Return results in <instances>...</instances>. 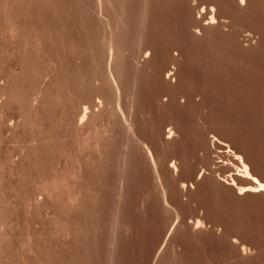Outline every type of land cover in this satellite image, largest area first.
I'll return each instance as SVG.
<instances>
[{
    "label": "rangeland",
    "instance_id": "rangeland-1",
    "mask_svg": "<svg viewBox=\"0 0 264 264\" xmlns=\"http://www.w3.org/2000/svg\"><path fill=\"white\" fill-rule=\"evenodd\" d=\"M3 1L0 264H264V192L240 194L250 184L241 163L264 183V0H149L140 46L142 3L126 1L132 10L118 34L125 66L119 95L107 97L120 96L126 119L134 113L127 157L128 135L112 111L85 130L73 126L99 95L93 80L108 63L92 0H6L25 29L9 34ZM213 5L218 24L204 27ZM94 100L91 110L102 99ZM136 141L151 150L157 175Z\"/></svg>",
    "mask_w": 264,
    "mask_h": 264
},
{
    "label": "bare ground",
    "instance_id": "bare-ground-1",
    "mask_svg": "<svg viewBox=\"0 0 264 264\" xmlns=\"http://www.w3.org/2000/svg\"><path fill=\"white\" fill-rule=\"evenodd\" d=\"M6 1V0H5ZM3 1V3L1 4V5H3V8H1L2 9V12H3V19H2V22H4V27L7 29V33L9 34L10 32H8V30L9 31H11V33H14V32H12V30H14V29H16L17 30V27L19 26V25H21V28L23 27L22 25L23 24H19V20L21 19V16L20 15H17V13L15 12L16 10H14V6H12V5H10V3L8 2V1ZM16 1V0H15ZM20 1H22V0H20ZM46 0H43V2H45ZM50 2L51 1H53V0H49ZM68 1V0H67ZM79 1V0H78ZM90 2H91V0H89ZM126 1H128V0H92V2H93V4H92V2L90 3V6H93V8H91V10L93 9V10H95V11H93L94 13H98L97 15H99L98 17H99V21H100V25H102L101 26V28H102V30H103V35H105V36H103V37H105V38H103V40H104V44H102L104 47V55L102 56V57H104L105 56V58H103V59H105V61H106V58H108V63H107V66L106 67H104V69H105V71H104V69H102L103 71H104V73H103V71H101V73L103 74V76L101 77V75H100V79L98 78V79H96L97 77H95V79L93 80V82L94 83H96L95 85H93V87L95 86V87H97V88H95L94 87V90L96 89L97 91H98V89H99V95H97L96 97L94 96L93 98H95V100L97 99L98 100V98L99 99H102L100 102H99V100L96 102V103H98L97 105H100V106H98V108L99 109H94V108H92V110L94 109V111H92L91 109H90V104L93 102V98H92V102L91 103H87V105L86 106H89V107H83L82 108V106H84L83 104H82V106L79 108L80 109V111H81V113H80V115H77L78 117L76 118V120H74V119H71V120H74L73 122H74V124H73V126L74 125H76V127L78 126L79 128H80V131H82L81 129H83V130H85L84 128H86V127H89V125H96L97 123L99 124V122H97V121H101L102 119L103 120H105L103 117H104V115H105V113H108V112H110L111 113V111H112V113L115 115L114 116V119H115V117H117L118 118V121H119V126L122 128L121 130H123L124 131V133L126 132L127 134L126 135H128L127 136V139H126V137H125V139H126V141H124L123 143V148L121 149L123 152V154H124V156H126L127 155V150L129 149V147H130V144H131V141H132V139L134 138V137H136L135 136V131H134V127H132V123H131V119H130V117H131V114L133 113H130V115H129V118L128 119H126L127 117H125L122 113H121V110H120V103H119V98H120V96H119V98L118 99H115V100H111L109 97H107V92H109L110 94H112L113 96H116L117 94L119 95V80H116V76L118 75V71H120V69L122 68V64H123V62L125 61V52H126V49H125V45L123 46V44H121L120 43V39H119V36L120 35H118L119 34V27H120V25H121V22L123 21V18H124V16H126L127 14H128V10H127V8L128 9H131L130 7H127L128 5L126 4L127 2ZM148 1L149 0H141L140 2H137L138 3V5L139 4H141L142 3V5H139V6H142V7H139V8H142L143 10H144V8L146 7V6H149V4H148ZM17 2V1H16ZM29 2H30V0H29ZM41 2V1H40ZM48 2V1H47ZM46 2V3H47ZM57 2V1H56ZM80 2V1H79ZM83 2V1H82ZM131 2V1H130ZM246 0H244V3H241L240 2V0H238V3H239V5L241 6V7H244L245 5H246ZM18 3V2H17ZM21 3V2H20ZM38 3V2H37ZM49 3V2H48ZM61 3H62V1H61ZM132 3V2H131ZM12 4V3H11ZM14 4V3H13ZM24 4V3H23ZM39 4V3H38ZM41 4V3H40ZM43 4V3H42ZM57 4V3H56ZM67 4V3H66ZM80 4V3H79ZM82 4V3H81ZM80 4V5H81ZM88 4V3H87ZM92 4V5H91ZM128 4H130V3H128ZM148 4V5H147ZM151 4V3H150ZM24 5H26V4H24ZM29 5V4H28ZM35 5V4H34ZM60 5V4H59ZM33 6V5H32ZM40 6V5H39ZM48 6H50V5H48ZM57 6V5H56ZM84 6V5H83ZM89 6V5H88ZM130 6H131V4H130ZM145 6V7H144ZM215 5H213V7H211L209 10H211V12L213 13V15H212V17H210V21L208 22V20H207V23H204V27H209V26H215V25H217L218 24V18H217V16L216 15H214V13H215V7H214ZM2 7V6H1ZM18 7V6H17ZM19 7H21V5L19 6ZM24 7V6H23ZM38 7V6H37ZM55 7V6H54ZM60 7V6H59ZM66 7V6H65ZM109 7L111 8V10L109 9ZM127 7V8H126ZM209 7V6H208ZM29 8V7H28ZM39 8V7H38ZM57 8V7H56ZM86 8V7H85ZM89 8V7H88ZM87 8V9H88ZM148 8V7H147ZM22 9V8H21ZM20 9V10H21ZM50 8H48V12L50 11V12H52L51 10H49ZM82 9V8H81ZM84 9V8H83ZM108 9H109V11L110 12H108ZM141 9V10H142ZM24 10V9H23ZM34 10V9H33ZM37 10V9H36ZM40 10V9H39ZM132 10V9H131ZM46 11V13H47V10H45ZM45 11H44V13H45ZM59 11V10H58ZM63 11V10H62ZM61 11V12H62ZM146 11H148V9H146ZM145 10L143 11V13L140 15V16H142V17H138L139 19H141V21H140V23H138L137 21V23L139 24V29H140V32L138 33L139 35H137L135 38H137L138 39V41L137 42H139L138 44H139V46H140V44H141V40H142V38H144L143 36H145L144 34L145 33H143V30H144V28H145V23H146V20H147V16H146V14H148L149 13V11L147 12V13H145L146 12ZM207 11V10H206ZM18 12V11H17ZM49 12V13H50ZM130 12V11H129ZM138 12V11H137ZM142 12V11H141ZM24 13V12H23ZM22 13V15H24ZM57 13V12H56ZM60 13V12H59ZM58 13V14H59ZM113 13V15H115L116 17H112V15H110V14H112ZM127 13V14H126ZM204 13H206L205 12V10L203 9V11L201 12V14H204ZM19 14V13H18ZM40 14H42L41 12H40ZM26 15H27V13H26ZM34 15V14H33ZM37 15H38V13H37ZM96 15V14H95ZM35 16V15H34ZM43 16V15H42ZM50 16V15H49ZM45 17V16H44ZM97 17V18H98ZM202 17V16H201ZM54 18V17H53ZM56 18V17H55ZM116 18V19H115ZM204 19V18H203ZM206 19V18H205ZM208 19V18H207ZM4 20V21H3ZM201 20V19H200ZM200 20H199V22H200ZM24 21V20H23ZM23 21H21L20 20V22H23ZM29 21V20H28ZM51 21V20H50ZM120 22V24H119V22ZM206 20H204V22H205ZM37 22H39V21H37ZM45 22H47L46 20H45ZM52 22H54V21H52ZM27 23H29V22H27ZM65 23V22H64ZM62 24V23H61ZM25 25V24H24ZM201 25H203V24H201ZM28 26V25H27ZM32 26V25H31ZM36 26V25H35ZM55 26V25H54ZM43 27H45V25L43 26ZM47 27H49V26H47ZM4 28V29H5ZM20 28V27H19ZM18 28V30H20L21 31V29H19ZM51 28V27H50ZM127 28H128V25H127ZM198 28H200V27H198ZM23 29V28H22ZM47 29V28H46ZM54 28H52L51 30H53ZM56 29V28H55ZM58 29V28H57ZM17 30V31H18ZM23 30H25V29H23ZM41 30V29H40ZM49 30V29H48ZM50 30V31H51ZM17 31H16V34L18 35V33H17ZM29 30H27V32H28ZM31 31V30H30ZM50 31H47V32H49L50 33ZM54 31V30H53ZM59 31V30H58ZM145 31V30H144ZM202 31V30H201ZM6 32V31H5ZM24 32V31H23ZM31 32H33V31H31ZM22 33V32H21ZM39 33V32H38ZM43 33H44V31H43ZM30 34V33H29ZM32 34V33H31ZM39 34H41V31H40V33ZM54 34H56L55 32H54ZM26 35V34H25ZM38 35V34H37ZM52 35V34H51ZM57 35V34H56ZM22 36V35H21ZM40 36V35H39ZM41 36H42V34H41ZM55 36V35H54ZM18 37V36H17ZM28 37H30V36H28ZM33 37V36H32ZM43 38H44V36H43ZM56 38V37H55ZM57 38H58V35H57ZM59 38H61V37H59ZM32 39V38H31ZM30 38H29V40H31ZM42 39V38H41ZM28 40V41H29ZM43 40V39H42ZM46 40V39H45ZM48 40V39H47ZM50 40H52L51 38H50ZM60 40V39H59ZM25 41V40H24ZM27 41V40H26ZM54 41V40H53ZM22 42V41H21ZM47 42V41H46ZM50 42V41H49ZM52 42V41H51ZM123 42V41H122ZM143 42V41H142ZM25 43V42H24ZM28 43V42H27ZM40 43V42H39ZM53 43V42H52ZM52 43H49V44H51L52 45ZM46 43L44 42V45H45ZM57 44V43H56ZM26 45H28V44H26ZM30 45H31V43H30ZM33 46H34V44H32ZM37 45H39V44H37ZM47 46V45H46ZM56 46V45H55ZM54 46V47H55ZM35 47V46H34ZM44 47V46H43ZM49 47V46H48ZM53 47V48H54ZM23 48H24V46H23ZM22 48V49H23ZM30 48V47H29ZM32 49V48H31ZM38 49H40V48H38ZM44 49V48H43ZM47 49V48H46ZM50 49V48H49ZM78 50H79V48H77ZM20 50V49H19ZM76 50V49H75ZM23 51V50H22ZM54 51H56V50H54ZM57 51H59V50H57ZM24 52V51H23ZM32 52V51H31ZM44 52V51H43ZM42 51H41V53H43ZM46 52V51H45ZM49 54H50V52L49 51H47ZM46 52V53H47ZM62 52H64V51H62ZM45 53V54H46ZM58 53V52H57ZM59 53H60V51H59ZM58 53V54H59ZM80 53V52H79ZM141 53V52H140ZM44 54V53H43ZM62 54V53H61ZM60 54V55H61ZM77 54V53H76ZM40 55V54H39ZM48 55V54H47ZM52 55V54H51ZM56 55V54H55ZM59 55V56H60ZM79 55V54H78ZM26 56V55H25ZM24 56V57H25ZM38 56V55H37ZM42 56H44V55H42ZM27 57V56H26ZM40 57V56H39ZM45 57V56H44ZM56 57H57V55H56ZM55 57V58H56ZM137 57V56H136ZM34 58V57H33ZM32 58V59H33ZM35 58H37V57H35ZM43 58V57H42ZM50 58H51V56H50ZM49 58V60L48 61H50L51 59ZM57 59V58H56ZM61 59H62V57H61ZM36 60V59H35ZM57 60H59V59H57ZM25 61V60H24ZM23 61V62H24ZM28 61V60H27ZM31 61V60H30ZM34 61V60H33ZM43 62V61H42ZM51 62V65H52V62L53 61H50ZM50 62H49V64H50ZM61 62V61H60ZM39 63V62H38ZM45 63V62H44ZM46 64V63H45ZM53 64H55V63H53ZM23 65V64H22ZM25 65V64H24ZM30 65H31V63H30ZM39 65V64H38ZM59 65V64H58ZM105 65H106V63H105ZM104 65V66H105ZM32 66V65H31ZM33 66H35V63L33 62ZM48 66V65H47ZM52 66H54V65H52ZM119 66H121V68L119 67ZM125 66V64H123V67ZM27 67H29V66H27ZM55 67V66H54ZM33 68V67H32ZM31 68V69H32ZM36 68V67H35ZM57 68H61V67H57ZM137 68V67H136ZM29 69V68H28ZM38 69V68H37ZM53 69V68H52ZM124 69V68H123ZM122 69V72L124 71ZM24 70V69H23ZM35 70V69H34ZM33 70V71H34ZM50 70V69H49ZM27 71V70H26ZM36 71V70H35ZM52 71V70H51ZM62 71V70H61ZM25 72V71H24ZM57 72V71H56ZM65 72V71H64ZM121 72V71H120ZM119 72V74H121ZM15 73V72H14ZM61 73V72H60ZM132 73V72H131ZM24 74H26V72L24 73ZM43 74V73H42ZM56 74H58V72L56 73ZM55 74V75H56ZM35 75H36V72H35ZM38 75V74H37ZM36 75V76H37ZM41 75V74H40ZM49 75H50V73H49ZM61 75H62V73H61ZM65 75V74H64ZM63 75V76H64ZM67 75V74H66ZM65 75V76H66ZM170 75V74H169ZM47 76V75H46ZM46 76L44 75L43 76V78H45L44 80H47L48 81V78H46ZM52 77H53V75H51ZM69 76V75H68ZM134 76V75H133ZM132 76V77H133ZM19 77V76H18ZM47 77H49V76H47ZM78 77H79V75H78ZM118 77V76H117ZM122 77V76H121ZM120 76L118 77V78H121ZM128 77V76H127ZM168 77H170V76H168ZM167 77V78H168ZM171 77H172V75H171ZM50 78V77H49ZM61 78V77H60ZM60 78H55L54 77V79H57V80H59ZM94 78V77H93ZM135 78H136V76H135ZM135 78H133V80L134 81H130L132 84L130 85L131 87H129L131 90H130V94H129V96H130V99H131V101L132 102H130V103H132V105H131V108H133L134 107V93H135V91L134 90H136L135 89V87L137 86L135 83H137L135 80ZM34 79V78H33ZM71 79V78H70ZM138 79V78H137ZM53 80V79H52ZM77 80V79H76ZM51 81V80H50ZM60 81V80H59ZM99 81V82H98ZM57 82V81H56ZM64 82V81H63ZM74 82V81H73ZM77 82H78V80H77ZM76 82V83H77ZM129 82V83H130ZM46 83V82H45ZM71 84H72V82H71ZM66 84H64V86H65ZM69 85V84H68ZM67 85V86H68ZM74 85H75V83H74ZM121 85V84H120ZM7 86V85H6ZM46 86H48V85H46ZM58 86V85H57ZM127 86H129V85H127ZM49 87V86H48ZM63 87V86H62ZM12 88H13V86H12ZM32 88L33 87H31V90H32ZM41 88H44L43 86L41 87ZM59 88V87H58ZM66 88V87H65ZM68 88H69V86H68ZM67 88V89H68ZM71 88V87H70ZM69 88V89H70ZM76 88V87H75ZM75 88H72V90L74 91L75 90ZM37 89V88H36ZM46 88H44V89H41V90H43V91H38V90H36V91H38L35 95H33V96H35L32 100L33 101H31L32 103H34V105H37L36 103L38 102L39 103V101H40V103H39V105L41 104V101L43 100V99H41L40 100V98H42L41 96H42V92H45L44 90H45ZM51 89V88H50ZM40 90V89H39ZM53 90V89H52ZM51 90V91H52ZM62 90V89H61ZM71 90V89H70ZM70 90H68V92L70 91ZM72 90H71V92H72ZM77 90V89H76ZM95 90V91H96ZM7 91V90H6ZM13 91V90H12ZM35 91V90H34ZM48 91V90H47ZM51 91H49V93L51 92ZM54 91V90H53ZM137 91V90H136ZM5 92V91H4ZM10 92V91H9ZM14 92V91H13ZM55 92V91H54ZM78 92H79V90H78ZM16 93V92H15ZM32 93V92H31ZM48 93V92H47ZM52 93V92H51ZM75 93V92H74ZM74 93H72V94H74ZM95 93H98V92H95ZM7 94H10V93H7ZM13 94V93H12ZM12 94H11V96H12ZM17 94V93H16ZM45 94H46V92H45ZM53 94V93H52ZM62 94V93H61ZM64 94H65V92H64ZM68 94V93H67ZM69 94L71 95V93L69 92ZM94 95V94H93ZM15 96V95H14ZM28 96H30V95H28ZM32 96V97H33ZM47 95H44V98L46 97ZM48 96H53V95H49L48 94ZM47 96V97H48ZM61 96V95H60ZM69 96V95H68ZM73 96L74 95H71V97L73 98ZM46 97V98H47ZM56 97H58L57 95H56ZM89 97V96H88ZM118 97V96H117ZM9 98V97H8ZM18 98V97H17ZM65 98H67V97H65ZM64 98V99H65ZM77 98V97H76ZM111 100H109V99ZM115 98V97H114ZM113 98V99H114ZM27 99H29V97H27ZM49 99V98H48ZM47 99V100H48ZM59 99H60V97H59ZM58 98H57V100H59ZM68 99V98H67ZM12 100V99H11ZM18 100V99H17ZM54 100H55V98H54ZM55 101V102H58V101ZM72 100V99H71ZM74 100V99H73ZM94 100V101H95ZM127 100V99H126ZM9 101V100H8ZM16 101V100H15ZM20 101V100H19ZM45 101V100H44ZM43 101V102H44ZM48 101H50V100H48ZM48 101H47V103H48ZM53 101V100H52ZM80 101H81V99H80ZM121 101V100H120ZM136 101V100H135ZM65 102H66V100H65ZM83 102V101H82ZM128 102V101H127ZM45 103V102H44ZM52 103V102H51ZM59 103V102H58ZM61 103V102H60ZM68 103V102H67ZM71 103V102H70ZM70 103L68 104V105H70ZM72 103H73V101H72ZM75 103V102H74ZM122 103V102H121ZM43 104V103H42ZM6 105V104H5ZM38 105V106H39ZM46 105H48V104H46ZM57 105V104H56ZM64 105V104H63ZM80 105V104H79ZM78 105V102H77V106H79ZM93 105V104H92ZM38 106H37V108H38ZM42 106V105H41ZM59 106V105H58ZM67 105L65 104V107H66ZM36 107V106H35ZM45 107V106H44ZM49 107H52V106H49ZM61 107V106H60ZM97 107V106H96ZM123 107V106H122ZM121 107V108H122ZM42 108V107H41ZM55 108V107H54ZM130 108V109H131ZM39 109V108H38ZM37 109V110H38ZM45 109V108H44ZM75 109V110H74ZM77 109H78V107H77ZM79 109L78 110H76V108H73V110H74V112L75 111H79ZM134 109V108H133ZM36 110V111H37ZM51 110V109H50ZM59 110V109H58ZM57 110V111H58ZM70 110V109H69ZM69 110H67V111H69ZM40 111V110H39ZM54 111V110H53ZM61 111H63V110H61ZM71 111V110H70ZM79 111V112H80ZM129 111V110H128ZM30 112V111H29ZM28 112V113H29ZM44 112V111H43ZM74 112H72V113H74ZM36 113V112H35ZM48 113V112H47ZM71 113V112H70ZM61 114V113H60ZM59 114V115H60ZM75 114V113H74ZM77 114H79V113H77ZM134 114V113H133ZM26 115V114H25ZM41 115V114H40ZM40 115H39V117H40ZM47 115V114H46ZM45 115V116H46ZM65 115H67L66 113H65ZM65 115H63V116H65ZM68 115H70V114H68ZM55 116V115H54ZM58 116V115H57ZM60 116H62V114L60 115ZM106 116V115H105ZM109 116H111V114H109L108 113V115H107V118H109ZM113 116V115H112ZM133 116V115H132ZM26 117V116H25ZM34 117H36V116H34ZM65 117H67V116H65ZM69 117V116H68ZM41 118H43L42 116H41ZM72 118V117H71ZM106 118V119H107ZM112 119H113V117H111ZM26 119V118H25ZM38 119V118H37ZM56 119V118H55ZM66 119V118H65ZM69 119V118H68ZM113 119V120H114ZM120 119V120H119ZM64 120V119H63ZM62 120V121H63ZM102 120V121H103ZM20 121V120H19ZM25 121V120H24ZM23 121V122H24ZM32 121V120H31ZM36 121H38V120H36ZM45 121V120H44ZM102 121L100 122V123H102ZM108 121L109 122H111V120H107V123H108ZM33 122V121H32ZM41 122V121H40ZM60 122H61V120H60ZM64 122V121H63ZM66 122V121H65ZM68 122V121H67ZM71 121H69V123H70ZM96 122V124H94ZM106 123V122H105ZM105 124V126H107L108 124ZM114 123H116V122H114ZM26 124V123H25ZM24 124V125H25ZM35 124V123H34ZM43 124V123H42ZM53 124V123H52ZM55 124V123H54ZM113 124V122L110 124L109 123V125H110V127H111V125ZM28 125H30V124H28ZM37 125V124H36ZM63 125V124H62ZM69 125V124H68ZM104 125V124H103ZM109 125H108V129H109ZM17 126V125H16ZM22 126V125H21ZM31 126V125H30ZM118 126V125H117ZM77 127V128H78ZM114 127V126H113ZM119 127V128H120ZM18 128V127H17ZM65 128H67V127H65ZM78 128V129H79ZM91 128V127H90ZM102 128H104L103 126H102ZM106 128V127H105ZM76 129V128H75ZM74 129V130H75ZM107 129V130H108ZM170 129V128H169ZM104 130V129H103ZM106 129H105V131H107ZM89 131V130H88ZM136 131H137V129H136ZM79 132V131H78ZM108 132V131H107ZM83 133V132H82ZM105 134H107L106 132H104ZM103 134V133H102ZM101 134V135H102ZM136 134H137V132H136ZM169 134H170V136L173 134V130L172 131H169ZM79 135V134H78ZM88 135H89V133H88ZM88 135H86V136H88ZM108 135H111V134H108ZM115 135V134H114ZM124 135V134H123ZM174 135V134H173ZM106 136V135H105ZM105 136H103V137H105ZM112 136V135H111ZM169 136V137H170ZM103 137H102V139H103ZM173 137V136H172ZM116 138V137H115ZM171 138V137H170ZM51 139V138H50ZM105 139V138H104ZM135 139V138H134ZM133 139V140H134ZM39 140H40V138H39ZM43 140H45V139H43ZM42 140V141H43ZM49 141V140H48ZM53 141V140H52ZM51 141V142H52ZM123 141V140H122ZM44 142V141H43ZM133 142V141H132ZM137 142V141H136ZM34 143V142H33ZM42 143V142H41ZM118 143H119V141H118ZM138 143V145L141 147L142 146V148L144 149V151L147 153V155H148V157H149V159H150V161H151V163H152V166L155 168L154 170H156V167L155 166H157L156 165V163H155V160H154V156H153V154H152V152H151V150L147 147V145L145 144V143H143V142H141V141H138L137 142ZM49 144V143H48ZM53 144V143H52ZM39 145V144H38ZM121 145V144H120ZM214 145V144H213ZM40 146V145H39ZM136 146V145H135ZM102 147H104V146H102ZM132 147V146H131ZM150 147V146H149ZM38 148V147H37ZM137 148H138V146H137ZM151 148V147H150ZM22 150V149H21ZM130 150V149H129ZM229 150V149H228ZM231 151V150H230ZM230 151H227V152H230ZM121 152V151H120ZM130 154H131V152H129ZM231 153V152H230ZM146 156V155H145ZM127 157V156H126ZM130 157V156H129ZM122 159V158H121ZM125 159V158H124ZM241 162V161H240ZM126 163V162H125ZM122 164H124V163H122ZM126 165V164H125ZM241 165H242V168L241 169H243V170H241L242 172H240V170H238V172H240V175H243V177L246 179V181L248 180L249 182H250V184L249 185H246V187H244V188H246V190H242L243 188H237V189H240V194H244V191H248V192H264V183L263 182H261V181H259L257 178H255L252 174H251V172H250V169L246 166V165H244V164H242L241 163ZM159 167V166H158ZM172 168H174V171L175 172H177V167H173L172 166ZM157 171L158 170H156V175H157ZM241 173H243V174H241ZM159 177V176H158ZM232 177V176H231ZM238 177H240L239 176V174H238ZM242 177V178H243ZM244 179V180H245ZM121 180V179H120ZM122 181H123V179H122ZM248 182V183H249ZM124 183V182H123ZM123 185V184H122ZM234 185V184H233ZM184 188H185V186H184ZM121 189V188H120ZM241 191H243V192H241ZM239 192V191H238ZM119 201V200H118ZM165 202H167V201H165ZM1 211V210H0ZM2 213V212H1ZM1 223V222H0ZM197 225H201V221H199L198 220V222H197ZM196 225V226H197ZM2 225L0 224V227H1ZM3 226H4V224H3ZM2 228V227H1ZM1 228H0V230H1ZM5 232V231H4ZM0 240H1V233H0ZM4 243V242H3ZM0 244H1V242H0ZM1 253H2V251H1ZM1 255V254H0ZM2 262V261H1ZM4 263V262H3ZM4 264H6V263H4Z\"/></svg>",
    "mask_w": 264,
    "mask_h": 264
},
{
    "label": "snow or ice",
    "instance_id": "snow-or-ice-1",
    "mask_svg": "<svg viewBox=\"0 0 264 264\" xmlns=\"http://www.w3.org/2000/svg\"><path fill=\"white\" fill-rule=\"evenodd\" d=\"M241 3H244V0H240Z\"/></svg>",
    "mask_w": 264,
    "mask_h": 264
}]
</instances>
